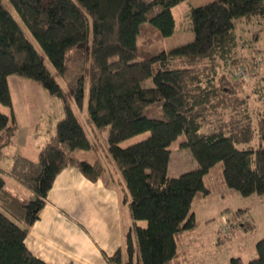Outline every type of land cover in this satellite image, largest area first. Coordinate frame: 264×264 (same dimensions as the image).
Returning a JSON list of instances; mask_svg holds the SVG:
<instances>
[{
  "label": "trees",
  "instance_id": "trees-1",
  "mask_svg": "<svg viewBox=\"0 0 264 264\" xmlns=\"http://www.w3.org/2000/svg\"><path fill=\"white\" fill-rule=\"evenodd\" d=\"M181 1L0 0V103L9 108L0 112V159L17 130L9 76L40 85L62 106L36 159L14 153L0 166V264H50L24 240L66 167L89 181L106 174L117 189L128 223L123 246L102 254L107 264H181L182 238L195 229L193 209L211 183L264 197V108L251 107L243 80L259 50L264 0L191 7L192 39L166 49L170 8ZM84 95L87 128L77 116ZM104 126L107 163L91 148ZM142 132L144 139L119 145ZM177 146L196 167L172 177L166 170ZM4 175L25 192L12 190ZM238 227L255 225L242 220ZM254 248L253 258L226 264H264V236Z\"/></svg>",
  "mask_w": 264,
  "mask_h": 264
},
{
  "label": "rangeland",
  "instance_id": "rangeland-1",
  "mask_svg": "<svg viewBox=\"0 0 264 264\" xmlns=\"http://www.w3.org/2000/svg\"><path fill=\"white\" fill-rule=\"evenodd\" d=\"M209 1L183 0L170 8L174 31L163 39L164 48L169 49L192 39L189 10ZM255 48L259 49L255 63L249 71L244 72L243 80L247 85L246 91L251 107L263 109L264 28L261 29ZM7 84L17 130L11 142L1 148L4 157L0 159V166L3 168L8 167L14 153L36 159L39 148L46 140L53 137L55 123L62 117L60 100L49 95L40 85L17 76H9ZM85 102L86 95H84V109L79 110L77 116L79 122L86 127ZM0 112L8 115L9 108L0 103ZM107 133L108 126L102 127L98 132L96 146L93 148L91 145L95 156L106 163L108 161L101 147L105 144ZM147 135L148 132L138 133L124 139L119 145L128 146L144 139ZM108 167L115 176L117 171L109 163ZM195 167L196 162L189 151L177 146L170 152L166 172L169 176L176 177ZM4 177L8 179L12 190L25 192L11 177L5 175ZM211 185H208L210 193L199 200L193 209L196 227L182 238L185 252L182 253L181 264H226L233 256H239L243 262H246L255 256V242L264 236V197L254 194L241 196L225 185L212 183ZM237 209H242L238 215L240 221H253L255 227L252 230L244 231L238 227L240 221L236 222L232 217L236 218L234 213Z\"/></svg>",
  "mask_w": 264,
  "mask_h": 264
},
{
  "label": "crops",
  "instance_id": "crops-1",
  "mask_svg": "<svg viewBox=\"0 0 264 264\" xmlns=\"http://www.w3.org/2000/svg\"><path fill=\"white\" fill-rule=\"evenodd\" d=\"M104 175L89 181L74 167L56 175L25 236L32 255L50 264H107L102 254L123 246L128 222L117 189Z\"/></svg>",
  "mask_w": 264,
  "mask_h": 264
}]
</instances>
